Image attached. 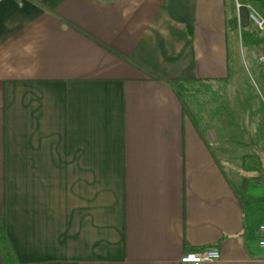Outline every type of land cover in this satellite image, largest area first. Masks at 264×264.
<instances>
[{"label": "crops", "instance_id": "crops-1", "mask_svg": "<svg viewBox=\"0 0 264 264\" xmlns=\"http://www.w3.org/2000/svg\"><path fill=\"white\" fill-rule=\"evenodd\" d=\"M251 11L264 18L255 0H0V216L18 263L212 247L207 264H264V150L189 96L227 87L242 54L257 64Z\"/></svg>", "mask_w": 264, "mask_h": 264}, {"label": "rangeland", "instance_id": "rangeland-1", "mask_svg": "<svg viewBox=\"0 0 264 264\" xmlns=\"http://www.w3.org/2000/svg\"><path fill=\"white\" fill-rule=\"evenodd\" d=\"M257 52L255 50L253 53L254 58ZM241 65L238 77L231 80L227 87L224 83L199 84L196 91L190 90L189 96H194L198 111L215 113L214 122L223 123L225 127L231 126L237 138L239 132L241 139H247L250 149L256 146L263 151L264 74L258 64L250 61L247 55L242 54ZM186 90L188 91V87ZM244 131L247 135L242 136ZM261 170L264 171V166Z\"/></svg>", "mask_w": 264, "mask_h": 264}, {"label": "built area", "instance_id": "built-area-1", "mask_svg": "<svg viewBox=\"0 0 264 264\" xmlns=\"http://www.w3.org/2000/svg\"><path fill=\"white\" fill-rule=\"evenodd\" d=\"M239 6V4H237ZM250 18L256 27L264 31V18L254 11L250 12ZM256 62L264 74V48L259 49L256 56ZM259 247L264 248V224L258 226ZM220 258V252L216 248L207 247L200 250L187 251L179 258V264H207Z\"/></svg>", "mask_w": 264, "mask_h": 264}, {"label": "trees", "instance_id": "trees-1", "mask_svg": "<svg viewBox=\"0 0 264 264\" xmlns=\"http://www.w3.org/2000/svg\"><path fill=\"white\" fill-rule=\"evenodd\" d=\"M255 1H257L258 4L264 10V0H255ZM254 26L255 28L252 29L251 31H248L246 33L245 32L241 33L242 43L247 44L248 42L250 44H254V43L256 44L260 42L259 33L261 30H259L256 27V25ZM145 73L151 79H158V77L152 74L151 72L145 71ZM168 82L177 83L178 80H168ZM184 109L186 110L185 104H184ZM0 254L2 255V257L6 259L7 264H20L15 260L11 247L6 239V224H5L4 216H0Z\"/></svg>", "mask_w": 264, "mask_h": 264}]
</instances>
